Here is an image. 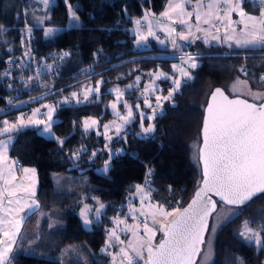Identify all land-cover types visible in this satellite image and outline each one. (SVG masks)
Listing matches in <instances>:
<instances>
[{"label":"trees","instance_id":"obj_1","mask_svg":"<svg viewBox=\"0 0 264 264\" xmlns=\"http://www.w3.org/2000/svg\"><path fill=\"white\" fill-rule=\"evenodd\" d=\"M167 1L68 0L81 22L78 27H66L69 14L64 0H55L44 10L36 8L33 0H0V25L6 27L0 44V121L16 122L21 113L30 114L53 101L56 106L53 132L58 137H67L61 150L55 140L44 136L37 127L29 126L13 134L9 155L20 166L36 169L39 208L22 223L12 264H112L109 252H118L122 244L114 243L106 252L102 249L115 217L132 222L129 205L137 208L140 204L138 199L129 200L135 185H144L151 191L152 203L172 211L182 208L200 184V132L211 93L216 88L228 93L236 78L247 79L252 90L264 91V85L252 77L253 73L258 76L264 72V48L233 49L195 40L182 56L187 52L196 57L198 67L190 70L192 79L184 82L173 101L163 102L161 111L152 120L155 125L152 133L139 135L136 117L110 142L94 132L85 135L83 118L94 116L105 121L112 117L107 108V102L114 96L110 89L119 87L128 102L142 103L139 92L146 81L152 80L148 74L160 71L172 76V65L181 62L174 50L162 48L155 41L146 49L137 48L131 32L135 20L142 19L145 12L157 15ZM243 7L248 13L257 14L261 6L244 0ZM44 17L47 19L36 27L38 19ZM26 24L33 26L32 33L25 38L32 61L21 68L17 65L24 61L26 50L21 29ZM48 27L61 29L46 37L43 29ZM65 52L69 55L62 61L53 58ZM9 57L13 58L11 62ZM43 61L53 64L54 70L37 76ZM241 66L248 69V76L239 71ZM6 71L10 75L4 76ZM136 76L141 77L139 85L126 90ZM29 77L33 79L28 80ZM101 79L104 83L98 97L93 94L81 104L73 99L63 102L71 92L79 93L83 86L94 85ZM156 84L162 90L157 92L162 94L172 86L163 77ZM105 143L114 152L123 149L113 155L107 173L97 171L109 159ZM81 145L88 151L78 160L71 159L70 153ZM93 150L97 155L89 160ZM149 169L152 172L146 184ZM84 203L93 208L96 204L105 205L99 219L89 216L92 220L89 227L83 225L79 215ZM221 204L224 203L218 202V207ZM236 208L237 213L214 234L210 264H239L237 257L243 264H264V248L258 249L238 236L245 220L254 221L250 224L254 229L259 227V217L264 216V193ZM126 238L127 233L123 242Z\"/></svg>","mask_w":264,"mask_h":264},{"label":"snow or ice","instance_id":"obj_2","mask_svg":"<svg viewBox=\"0 0 264 264\" xmlns=\"http://www.w3.org/2000/svg\"><path fill=\"white\" fill-rule=\"evenodd\" d=\"M69 11V27H78L80 17L77 16L73 10V6L64 0ZM192 0H168L166 11L161 13V16L172 20V16L177 17V21L181 25H185L186 32L177 33L174 27L170 25L167 27L168 36L171 38L173 48H178L180 45L177 43V38L181 41H189L193 36V25L185 17H192V12L185 11V5L191 4ZM45 8L48 7L50 0H42ZM244 0H208L207 11H202L204 8V0H197L195 5V18L196 30L205 33L204 42L209 43L207 37L208 29L201 28L200 23L208 24L210 27L215 28L214 20L220 21L225 27V34L223 39L218 35L211 36V40L218 42H233L236 46L241 48L247 47H261L264 48V8H262L259 17L248 14L244 11L241 5ZM259 4L264 6V0H259ZM221 5H224L223 15H220ZM238 12L240 20L233 21L231 14ZM149 13L145 12L143 19L148 21V34L147 36L141 35L140 25L141 20L134 21L137 26L136 34L139 39L136 43L139 45L142 41L147 40L148 36H153L155 33L152 31L151 21L148 20ZM204 17L201 20V17ZM44 19L47 17L39 18L36 27L43 24ZM176 21H173L175 23ZM239 23L243 25L241 29V36L235 35L233 24ZM3 26L0 25V29ZM24 31L30 36L33 31V26L27 25ZM44 35L51 36L54 31L53 28H44ZM219 31V29H217ZM195 39H201L196 36ZM163 43V41H161ZM229 47L232 44L229 43ZM69 53L65 52L60 56H55L54 59L63 60ZM23 57L30 58L31 50L26 49L23 52ZM9 57V61H12ZM181 65L173 64V75L160 71L150 72L148 75L152 77L150 83L146 84L140 95L144 97L143 103L151 109V115H147L143 111H139L140 104H135L134 112L133 105L129 104L127 100H123L124 91L119 87L110 89L109 92L115 94V101L110 104V107L119 119L117 121H110L103 124V132L97 130V135H103L106 141H111L113 137L109 135V131L115 128V133L119 137L121 130L134 119L138 113L141 128L143 133H152L155 130V125L149 123L144 127V120L149 121L157 117V110L162 108L161 101H173L174 96L180 91L184 82L192 79L189 69L198 67L196 57L191 54L185 53L180 57ZM182 65H187L184 67ZM21 62L17 67H24ZM53 64H42L37 69V76L43 71H53ZM240 72L245 76L249 75L248 69L241 66ZM178 73V77L176 76ZM4 76L10 75V72L3 73ZM170 80L172 87L168 89L167 95L155 96V106L148 99L149 95L157 91H162L156 84L157 80L161 78ZM253 80L261 85H264V72L259 73L257 76L252 74ZM33 79L29 77L28 80ZM141 81L140 76L135 77L134 83L126 86V90L135 89ZM104 81H96V85L86 86L81 92L73 91L69 97H64V103L70 102V98L75 100L77 104H81L89 100V96L96 94L100 95V85ZM9 87H11L9 85ZM243 88L246 95L252 98V102L248 99H241L239 97L229 99L228 95L221 88H216L211 94V102L207 105V115L203 121V147L199 150L198 161L203 162V182L202 186L198 188L195 195L186 208H174L172 211H167L163 205L154 204L151 202V191L146 190L145 186L135 185V195L139 196L140 208L129 205V214L133 220L137 221L134 224H128L126 219H120L119 216L114 218L113 227L108 232V239L106 240L105 247L102 251H107L109 245L115 240L123 244L124 242L119 239L117 234V227L123 224L125 227L121 231H130L133 240L128 242L127 248L122 247L117 253L120 257V264H139L140 260L144 259V250L147 249V260L145 264H195V257L200 252V246L205 244V232L209 231V217L216 212L217 202L212 199L209 193H214L216 196L229 206H242L252 201L260 193H264V91H253L247 79L237 80L232 84L231 90L233 92L239 91ZM82 96V99H81ZM36 100L37 97H32ZM11 103V101H10ZM123 104L126 114H121L118 109V104ZM15 107V105H13ZM41 108L47 109L46 112L41 113ZM41 108L33 109L31 115L26 119L23 113L12 123L7 119L0 121V181L3 185L0 186V264H12L13 258V245L21 230V224L24 216H19L20 212H24L25 216L34 214L38 210L39 204L35 200V185H36V169L20 167L19 171L23 176L17 179L16 168L19 164L17 160H9L8 149L14 139V133H19L22 129L34 126L47 134L51 139L55 140L60 149L63 150L67 141V137H58L53 132V125L56 120L53 118V113L56 111L54 105H42ZM2 111V110H0ZM45 119H39L40 115ZM76 122H73L75 127ZM99 121L93 117H87L82 121V128L85 135L92 129H97ZM126 139V137H125ZM105 149H108L109 159L104 162L103 168L99 169L103 173H107L110 168V163L113 155H118L123 149L116 150L108 148V143H105ZM88 151L85 145H81L76 150L70 153V158L78 160L82 153ZM97 155V151L93 150L88 157L91 160ZM152 170L149 169L146 175V184L149 183ZM24 191L28 194L29 203H25L21 208H13V203L19 205L20 200L14 199L17 191ZM169 191L171 189L169 188ZM9 207H5V200ZM93 200H98L96 197H91ZM105 207L100 203L99 207L95 209L89 204L84 203L80 208L79 215L84 225H90L92 220L89 214H95L99 219L101 210ZM234 212L235 208L229 209ZM138 214V215H137ZM43 215V214H42ZM157 216L166 219L171 216L173 219L167 224L157 220ZM149 217H151V226L149 224ZM142 218V219H141ZM228 217H226L227 219ZM260 224L258 228L250 226L254 221L245 220L238 232V236L248 244H255L258 249L264 248V216L259 217ZM159 225V230L164 233L163 239L156 247L152 246V240L156 235L155 226ZM141 226L143 227L144 236H140ZM49 227H53L49 224ZM213 233L216 227L212 226L210 229ZM34 243V242H30ZM208 245L210 247L211 241ZM211 259V253L205 254V261ZM239 264H243L241 258L237 257ZM112 264H116V256L112 258Z\"/></svg>","mask_w":264,"mask_h":264},{"label":"crops","instance_id":"obj_3","mask_svg":"<svg viewBox=\"0 0 264 264\" xmlns=\"http://www.w3.org/2000/svg\"><path fill=\"white\" fill-rule=\"evenodd\" d=\"M196 2H197V0H192L191 4H186L185 5V11L186 12H192L193 13V16L192 17H190V18L189 17H185V19H188L189 22L193 25V28H192L193 36L190 38L189 41H181V40H179L177 38V43L180 45V47L173 48L172 43H171V38L168 36L167 27L169 25L171 27H174L176 29L177 33H179V32H186L187 31V28H186L185 25H181L177 21V17L175 15L172 16V20L171 21L168 18L161 16V13H163L167 9V5H168V1H167L166 4H165V7L163 8V10L160 13H158L157 15L149 14L148 20L151 21L152 31L155 33V35L148 36L147 40L142 41L139 45L136 43V40L139 39V37L136 34L137 26L135 25V23L133 24V26L131 28V32L135 36V45H136V47L139 48V49H146V48L149 47V45H150V43L152 41H155V43H157L162 48L174 50V53H175V55H176V57H177L178 60H180L179 58L184 53L185 49L188 48L195 40H199V41H201L205 45H216V46L217 45H221V46H224L226 48H233V49H247V50L261 49V47L241 48V47L236 46L233 42L223 43V42H218V41L211 40V36H213V35H218V36L221 37V39H223L224 34H225V27H224V25L220 21H216V20L213 21V23H215V25H216L215 28H212L208 24H204L202 22L199 25L201 28L208 29L207 37L209 39V43H205L204 42L205 33L198 32L196 30V27H195V25L197 23L196 18H195V5H196ZM257 2L259 3V0H257ZM207 3H208V0H204V8H203L202 11H207ZM224 7H225L224 5H221V9L222 10L220 12V15H223L224 14V12H223ZM241 7L244 9L243 4L241 5ZM262 8H264V6H261L260 7V9H259V11H258L257 14L248 13L247 11H245V9H244V11L247 12L248 14H250V15L259 17ZM203 19H204V17L202 16L201 17V20H203ZM231 19L233 21H237L238 22L240 20V16H239L238 12H233L231 14ZM140 20H141L140 33H141V35L147 36V34H148V21L144 20L143 18L140 19ZM173 21H176V22L173 23ZM232 27L235 29V33H234L235 35H237V36H241L242 35V33H241V29L243 28V25L242 24L235 23V24L232 25ZM217 29H219V31H217ZM159 36H161V37H159ZM196 36H200L201 39H195ZM161 41H163V43H161ZM229 43L232 44V47H229ZM174 64L179 65L180 62L177 61ZM197 64H198V62H197ZM183 66L184 67H187V65H183ZM190 70L191 69H189V71ZM44 136L49 137L48 135H44ZM10 147H11V145H10ZM10 147L8 149L7 155H8L9 160L11 161V160H15V159H13L12 157H10V155H9ZM20 167H26L27 168L29 166H20L19 164L17 165V168H16V176H17V179L18 180H19V178L21 176H23V173L21 171H19V168ZM2 185H3V181H0V186H2ZM37 187H38V181H37V178H36L35 197H34L36 201H37V198H36ZM14 199H19L20 200V204L19 205L15 204V203H13L11 205V207L17 208V209L23 207V205L25 203H29L30 202L28 200V194L26 192L22 191V190L21 191H17L16 196H15ZM5 207H9V205L7 204V198L5 200ZM91 207H93V206H91ZM96 207H99V205L98 204L94 205V209ZM102 212H103V209L101 210V213ZM19 216H24V219H25L28 215L25 216V213L24 212H20L19 213ZM89 216H91V218L95 217L94 212L93 213H90ZM21 226H22V224H21ZM157 229L159 230V228H157ZM140 236H144V234L141 231H140ZM133 239L134 238L132 236V233L130 231H128L127 238L125 239L124 243L121 245V248L122 247L127 248L128 242L131 241V240H133ZM157 240H158V237L157 238L156 237L153 238V240H152V246L153 247L157 243L156 242ZM15 246L16 245L14 244L13 245V249H15ZM143 254H147L148 255L147 249L144 250V253Z\"/></svg>","mask_w":264,"mask_h":264},{"label":"rangeland","instance_id":"obj_4","mask_svg":"<svg viewBox=\"0 0 264 264\" xmlns=\"http://www.w3.org/2000/svg\"><path fill=\"white\" fill-rule=\"evenodd\" d=\"M34 1V3H35V6H36V8H38V9H41V10H44V9H46L45 8V6H44V4L42 3V0H33ZM55 2V0H50V3H49V5H51L52 3H54ZM48 5V6H49ZM68 8V7H67ZM68 14H69V11H68ZM80 22H81V20H80ZM80 22H79V24H80ZM69 23H70V20H69V18H68V21H67V25H66V27H69ZM3 26V25H2ZM48 28H53V29H55V30H60L61 28L60 27H48ZM24 29H25V27L23 28V29H21V34H22V36H21V40H22V43H23V46H24V48L26 47V44H25V38H27V36H28V34L24 31ZM6 30V27H4L3 26V28L2 29H0V44L2 43V41H3V38H4V31ZM26 49V48H25ZM11 50H15V48H11ZM180 65V64H179ZM183 66V65H182ZM177 74V77H178V73H176ZM240 79V78H239ZM237 80V78L236 79H234V81L230 84V87H229V89H228V94L230 95V96H242V97H244V98H247L248 100H251L252 101V98L251 97H249V96H247L246 95V91L243 89V88H240V90L239 91H236V92H233L232 90H231V86H232V84L235 82ZM241 80H244V79H241ZM151 82V81H150ZM149 81H146V84H148V83H150ZM96 84H94V85H92V84H88L87 86H95ZM84 87H86V86H83L82 87V89L84 88ZM172 87V86H171ZM170 88V87H169ZM81 89V90H82ZM253 91H257V90H253ZM168 92V91H167ZM167 92L165 93V94H162V93H160V92H155V93H152V94H150L149 95V97H148V99L150 100V102L153 104V106H155V96H157V95H160V96H164V95H167ZM139 95H140V92H139ZM141 96V95H140ZM123 100H126L125 99V96H123ZM143 100H144V97L142 96V103H140L139 101H137L135 104H137V103H139L140 104V109H139V111H143V112H145L147 115H151V109H149L144 103H143ZM115 101V94H114V96L107 102V108H108V111H109V113L111 114V118H109L108 120H105V121H101L100 119H98L97 117H94V116H88V117H93V118H95V119H97L98 121H99V125H98V127H97V129H92V130H90L89 131V133L90 132H94V133H96L97 132V130H99L101 133L104 131L103 130V127H102V125L103 124H107V123H109L110 121H117V123H119L120 121H119V119L115 116V114L113 113V111H112V109H111V107H110V104L112 103V102H114ZM163 102H164V100H162L161 101V105H163ZM129 104H132L133 105V110H134V112H137V110L135 109V104H133V103H131V102H128ZM43 105H54L55 106V104H54V102L53 101H48V102H46V103H44ZM42 106V105H41ZM41 106H39V107H37V108H41ZM117 107H118V109L121 111V114L123 115V114H126V111H125V109H124V107H123V104L121 103V104H118L117 105ZM36 109V108H35ZM162 109V108H161ZM161 109H158L157 110V113H159L160 111H161ZM47 111V109H44V108H41V113H43V112H46ZM32 113V112H31ZM31 113L29 114V115H31ZM24 115H26V113H23ZM21 115V114H20ZM19 115V116H20ZM136 117L138 118V126H139V128H140V130H139V135H148V134H150V133H148V134H145V133H143V131H142V128H141V122H140V118H139V115H138V113L134 116V119L133 120H135L136 119ZM39 119H45V117L41 114L39 117H38ZM53 118L55 119V117H54V113H53ZM85 118H87V117H85ZM85 118H83V120L85 119ZM26 119V118H25ZM132 120V121H133ZM145 120H147V119H145ZM145 120H144V124H143V126L144 127H147L148 126V124L149 123H152V120L151 121H149V120H147V122H145ZM131 121V122H132ZM11 122V121H10ZM131 122H129L127 125H125L124 126V128L121 130V133L126 129V127L131 123ZM12 123H14V122H12ZM82 130H83V128H82ZM43 133V132H42ZM120 133V134H121ZM44 135H47V134H45V133H43ZM109 135H111L112 137L113 136H115L116 135V133H115V128H112L110 131H109V133H108ZM103 138H105L103 135H101ZM6 137H1L0 139H5ZM108 160V159H107ZM103 165H104V163L98 168V172H102V171H99V169H102L103 168ZM27 168H34V167H27ZM36 178H37V172H36ZM142 186H144V185H142ZM135 193V189H134V191L131 193V197L129 198V200L130 201H132V200H134V199H138L139 201H140V199H139V196H137V195H135L134 194ZM36 194H37V192H36ZM130 205H132V206H134L135 207V205L134 204H130ZM140 208V204L138 203V205H137V209H139ZM231 208H235V211L234 212H230L229 211V209H231ZM166 209V208H165ZM167 210V209H166ZM168 211V210H167ZM237 213V208L236 207H234V206H229V205H225V204H221L220 205V207H218V209L216 210V212L215 213H213V215H212V218H211V223H210V226L212 227V226H215L216 227V230L224 223V222H226L229 218H231L233 215H235ZM128 214H129V209H128ZM130 215V214H129ZM138 215V214H137ZM130 217H132V216H130ZM226 217H228L227 219H226ZM172 217L171 216H169V217H167L166 219H165V221L166 222H163L164 224H166L170 219H171ZM123 220V219H122ZM24 221V220H23ZM137 222V221H136ZM135 222V220H133V218H132V222L130 223V222H127L128 224H134V223H136ZM150 224V226H151V223H149ZM84 225V224H83ZM85 227H89L90 225H84ZM113 227H116V225L114 224V226H112L110 229H112ZM125 226L123 225V224H121V225H119V227H117V234H118V236H119V239L121 240V241H123V235L125 234V233H128V231H121V229H123ZM157 228H159V225L157 224L156 226H155V230H156V235H155V237L157 238L160 234H163L162 233V231H160V230H158ZM211 229V228H210ZM141 232L144 234V232H143V227L141 226ZM216 232V231H215ZM215 232L213 233L211 230H209L208 232H207V235H206V239H205V244H204V246H203V249H202V251H201V253H200V256H199V258H198V260H197V262L195 263V264H210V262H211V260H212V256H213V252H212V243H213V238H214V234H215ZM154 237V238H155ZM162 237H160L159 238V240L161 239ZM107 239H108V237H107ZM211 241V245H210V247H209V245H208V241ZM114 243H119V242H116L115 240L110 244V245H112V244H114ZM109 245V246H110ZM121 249V248H120ZM120 251V250H119ZM119 251L118 252H115V251H110L109 252V255H110V260H111V263H112V258H113V256H116V264H120V257L117 255V253H119ZM211 253V259H209V260H207V261H205V254L206 253ZM62 264H66V263H62Z\"/></svg>","mask_w":264,"mask_h":264},{"label":"water","instance_id":"obj_5","mask_svg":"<svg viewBox=\"0 0 264 264\" xmlns=\"http://www.w3.org/2000/svg\"><path fill=\"white\" fill-rule=\"evenodd\" d=\"M224 92H225V95H228L229 96V99H234V98H237V97H239V98H241V99H247V98H244V97H242V96H230L225 90H224ZM212 94V93H211ZM211 102V95L209 96V98H208V101H207V103H206V105H205V108H204V114H203V121H204V117L207 115V112H206V109H207V105H208V103H210ZM249 102H252L251 100H249ZM203 121H202V127H201V132H200V135H201V143H200V146H199V150L203 147V132H202V129H203ZM199 150H198V152H199ZM200 162V167H201V172H202V178H201V181H200V184L198 185V187L195 189V191L193 192V194L191 195V197L189 198V200L187 201V203L181 208V209H183V208H186L188 205H189V203H191V201H192V199H193V197H194V195H195V192L198 190V188L199 187H201L202 186V182H203V162L202 161H199ZM261 194V193H260ZM209 195L212 197V199L213 200H215L216 202H217V208H218V202H221V203H224L221 199H220V197H218V196H216L214 193H209ZM259 195V194H258ZM257 195V196H258ZM255 198V197H254ZM234 207H237V206H234ZM217 210V209H216ZM211 218H212V216L211 217H209V225H210V223H211ZM173 219V217L169 220V221H171ZM168 221V222H169ZM167 222V223H168ZM166 223V224H167ZM207 232L208 231H206L205 232V234H204V236H205V239H206V235H207ZM163 233V232H162ZM163 239H165V236H164V233H163V236H162V238L154 245V247H156ZM203 246H204V244L203 245H201L200 246V252L196 255V257H195V263L197 262V260H198V258H199V256H200V253H201V251H202V249H203Z\"/></svg>","mask_w":264,"mask_h":264},{"label":"built area","instance_id":"obj_6","mask_svg":"<svg viewBox=\"0 0 264 264\" xmlns=\"http://www.w3.org/2000/svg\"><path fill=\"white\" fill-rule=\"evenodd\" d=\"M249 2H251V3H256L257 2V0H248ZM28 49V48H27ZM185 53H187V52H185ZM24 59V61H23V64L24 65H26V64H28V63H31V61H32V59H31V57L30 58H26V57H24L23 58ZM42 64H48L47 62H45V61H43V62H41V65ZM180 65H181V62H180ZM144 88H142V90H143ZM71 99V98H70ZM63 100H64V98H63ZM29 116V114H26L25 115V117L27 118ZM142 219V218H141ZM149 219V223H151V217H149L148 218ZM157 220L158 221H160V222H166L165 221V219L164 218H161V217H159V216H157ZM136 222V221H135ZM144 255V259L143 260H140L139 261V264H145V261L147 260V254H143Z\"/></svg>","mask_w":264,"mask_h":264}]
</instances>
